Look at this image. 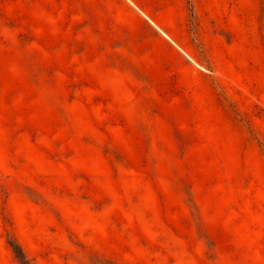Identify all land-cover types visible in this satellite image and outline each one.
I'll return each instance as SVG.
<instances>
[{
  "label": "rangeland",
  "instance_id": "1",
  "mask_svg": "<svg viewBox=\"0 0 264 264\" xmlns=\"http://www.w3.org/2000/svg\"><path fill=\"white\" fill-rule=\"evenodd\" d=\"M0 264H264V0H0Z\"/></svg>",
  "mask_w": 264,
  "mask_h": 264
}]
</instances>
